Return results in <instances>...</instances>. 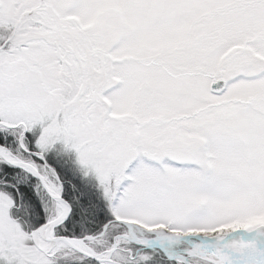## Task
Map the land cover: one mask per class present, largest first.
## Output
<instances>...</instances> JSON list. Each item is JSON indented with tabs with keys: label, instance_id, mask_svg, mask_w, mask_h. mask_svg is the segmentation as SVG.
Wrapping results in <instances>:
<instances>
[{
	"label": "snow or ice",
	"instance_id": "obj_1",
	"mask_svg": "<svg viewBox=\"0 0 264 264\" xmlns=\"http://www.w3.org/2000/svg\"><path fill=\"white\" fill-rule=\"evenodd\" d=\"M0 264H264V0H0Z\"/></svg>",
	"mask_w": 264,
	"mask_h": 264
},
{
	"label": "trees",
	"instance_id": "obj_2",
	"mask_svg": "<svg viewBox=\"0 0 264 264\" xmlns=\"http://www.w3.org/2000/svg\"><path fill=\"white\" fill-rule=\"evenodd\" d=\"M58 174H60L59 171H58ZM64 179H66V180H73V179H74L75 182H79V177H78V176L75 177V178L70 177V176H66V177H64ZM87 190H88L89 193H91L94 197L98 196V194H97L92 188H90L89 186H87Z\"/></svg>",
	"mask_w": 264,
	"mask_h": 264
},
{
	"label": "rangeland",
	"instance_id": "obj_3",
	"mask_svg": "<svg viewBox=\"0 0 264 264\" xmlns=\"http://www.w3.org/2000/svg\"><path fill=\"white\" fill-rule=\"evenodd\" d=\"M52 159L53 160H55L56 159V157H55V155L53 154V157H52ZM61 164H63V161H61L60 162ZM53 166L55 167L56 165L55 164H53ZM94 183V182H93ZM93 183H90V184H88V186L90 187V188H92L97 194H98V192L96 191V189L93 187Z\"/></svg>",
	"mask_w": 264,
	"mask_h": 264
}]
</instances>
